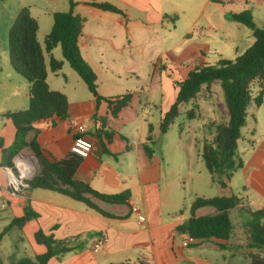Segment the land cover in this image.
<instances>
[{"label": "crops", "instance_id": "0c3cea01", "mask_svg": "<svg viewBox=\"0 0 264 264\" xmlns=\"http://www.w3.org/2000/svg\"><path fill=\"white\" fill-rule=\"evenodd\" d=\"M73 1L76 3L74 14L84 19L80 52L97 76V92L103 99L98 101L92 93H84L79 79L69 71V64L56 55L58 46L51 54L45 51L48 84L52 90L67 96L69 117L36 123L31 137L37 138L48 158L62 160L72 155L70 148L76 127L83 123L94 149L79 164L75 179L103 194L129 191L130 197L125 204H109L88 196L99 209L114 216L106 217L71 197L24 188L23 204L39 214L38 222L44 233L57 240L71 239L73 245H78L61 261L52 258L48 264H226L230 256L231 259L246 256L241 250H218L214 240L197 241L188 247L181 245L182 234L177 233L176 228L191 215L190 208L181 210L185 198L177 180L184 173L185 147L182 143L174 145L179 166L162 152L154 149L149 155L144 148L150 129L156 142L163 136L161 119L179 91L175 81L184 80L198 63L210 65L203 56L205 50L219 53L224 48L237 49L239 25L229 28L226 23L230 20L228 15L234 12L226 10V4L217 0ZM242 1L227 0L230 4ZM91 2L111 4L121 12L93 7ZM211 6L222 7L223 19L209 14ZM22 8H28L38 21L37 38L45 50L53 14L69 11L70 5L68 0H0V20L7 23V29L10 30ZM198 53L202 57L193 56ZM51 56L63 61L61 70H51ZM23 80L13 70L9 59L0 63V130L4 113L29 106L30 85ZM208 92L204 87L196 100L185 104L191 105L188 111L193 110L195 117L202 110L198 100H206L210 96ZM129 93L131 102L113 115L115 99ZM149 107L150 111L145 113ZM206 112L208 118L204 125L217 124L214 109L209 107ZM214 135L215 132L207 140ZM258 154L264 166V142L259 151L254 149L255 157ZM26 157V163L34 166V158ZM256 168L262 172L255 164H245L242 169L251 170L249 177L254 176V183L264 199V174L258 171L252 175ZM214 184L217 186L215 194L198 197L223 195L219 185ZM238 197L244 199L245 208L252 210L248 197ZM261 205L264 208V204ZM216 212L215 208L205 207L196 214L205 216ZM140 216L144 217L143 221ZM12 219L0 189V236ZM13 228L2 236L0 247ZM19 240L26 242L21 235ZM99 241L100 247L94 250ZM27 259L35 261L33 252ZM21 260L23 258L12 264Z\"/></svg>", "mask_w": 264, "mask_h": 264}, {"label": "trees", "instance_id": "16d2710c", "mask_svg": "<svg viewBox=\"0 0 264 264\" xmlns=\"http://www.w3.org/2000/svg\"><path fill=\"white\" fill-rule=\"evenodd\" d=\"M68 1L69 11L53 14L52 29L45 38V50L37 38L39 23L28 8L20 10L9 31L10 65L30 85L28 108L4 113V124L0 130V189L13 215L0 240L5 233L16 227L21 232L22 239L29 244L35 259L32 261L26 258L16 264H48L52 258L61 261L67 253L78 248L77 244H72L71 239L57 240L45 234L38 222L39 214L30 206H24L22 190L15 191L11 188L7 168L16 171L14 159L22 151L30 150L41 164V169L35 176L24 180L29 189H42L71 197L106 217L114 216L99 209L88 196L109 204H125L130 197L129 191L103 194L89 184L75 179L76 170L83 160L81 157L70 155L62 160H51L44 154L37 138L31 137L36 123L69 117L67 96L52 90L48 84L45 51L51 54L54 48L60 46L63 60L79 75L98 101L103 99L97 92V76L79 48L84 19L74 14L76 3ZM90 5L121 12L107 3L91 2ZM228 18L252 30L253 44L234 60L221 59L216 65L198 66L184 80L175 81L179 88L176 100L160 122V133L164 135L180 115L181 107L196 100L204 87L209 91L213 82L221 83L228 118L217 124L214 137L203 143L201 158L212 181L222 190L229 188L234 173L244 166L238 141L243 137L242 129L247 124L249 111L253 106L264 105V27L257 26L248 11L230 13ZM62 65L63 61L51 56L50 68L53 72L61 70ZM131 98L130 93L116 98L112 114L116 115L126 107ZM107 101L112 103L111 100ZM188 118H195L193 110L188 111ZM156 144L150 129L144 144L149 155L154 153ZM244 204V199L234 194L197 197L191 204L190 218L178 225L176 231L179 234H189L196 241L214 240L218 250H241L249 259V264H264V208L253 211L245 208ZM205 207L215 208L217 212L197 216V210ZM236 209L244 211L249 218L244 226L242 239L233 241L235 226L231 213Z\"/></svg>", "mask_w": 264, "mask_h": 264}, {"label": "rangeland", "instance_id": "374dc122", "mask_svg": "<svg viewBox=\"0 0 264 264\" xmlns=\"http://www.w3.org/2000/svg\"><path fill=\"white\" fill-rule=\"evenodd\" d=\"M217 2H224L226 4V10H231L234 13H240L243 11H248L252 14L255 24L259 27H264V0H247L242 1L237 4H230L227 0H217ZM218 9L214 11L212 9ZM195 12V9L192 10ZM209 14H215V16L222 17L223 10L222 7L218 8L216 6H211L208 10ZM229 12V11H225ZM229 20L226 22L228 27L239 25L237 41V49L224 48L219 53L214 51L203 52V56L207 59V63L210 65L218 64L219 59H230L234 60L241 54H243L254 42V37L252 30L243 24ZM7 23L1 19L0 20V63L9 59V29L6 28ZM227 26V25H226ZM224 26L223 28H225ZM235 34H237L236 28H233ZM58 57H62L61 47L58 46L55 51ZM194 57H202L200 53L193 54ZM64 61V60H63ZM166 62L165 57L163 58V63ZM66 65L67 62L64 61ZM204 63H198L201 66ZM69 71L74 73L76 79H79L84 93L89 95L91 92L88 90L86 84L80 80L79 75L68 65ZM23 78V77H22ZM24 79V78H23ZM63 79L61 78V81ZM27 81V80H23ZM26 83V82H24ZM256 90V88H254ZM70 92V91H69ZM210 96H207L206 100L199 99L198 102L202 107V110L196 115L194 119L188 118V110L191 107L185 105L181 108L180 115L175 120V122L170 126L168 132L161 136L157 141L155 149L160 153L167 155L171 160H175L177 166H179V156L174 155V145L182 143L185 147V157L182 159L185 161L184 173L177 178L180 184V190L185 198L184 205H182L181 210L189 209L192 202L201 194H215L216 184L212 181L210 173L207 171L205 163L201 158V149L205 140L211 137L216 131V125L224 122L228 118L227 107L225 102V97L221 83L215 81L211 84L209 92ZM71 94V93H69ZM72 96V95H71ZM212 107L215 111V116H217V124L205 126L204 123L208 118L206 110ZM205 109V110H204ZM23 110V109H22ZM26 110V109H24ZM242 138L238 141V150L240 157L242 158L244 165H257L262 169V172L255 169L252 173L260 172L264 174V166L258 154L256 157L254 155V149L258 151L263 146L264 142V105L261 107L253 106L249 111V116L247 118V124L242 129ZM196 142V144H194ZM173 148V150H172ZM24 157L16 158V171L15 176L22 177L24 180L30 179L34 173H38L40 170L38 164L35 162V167L30 163H26V155H31L30 150H24L21 152ZM169 154L171 156H169ZM187 158V159H186ZM14 161V163H15ZM19 164L24 165V172ZM30 165V166H29ZM32 168V169H31ZM29 169V170H28ZM202 172V173H201ZM251 170L239 169L236 171L231 179L229 188L223 190L224 194H232L237 196H244L249 198V207L254 211L261 208V204H264V199L262 198L261 190L254 183V176L249 177ZM264 181V178H263ZM7 213V211H6ZM1 215H5L2 214ZM232 220L235 226L233 241L237 238L241 239L244 233V226L248 220V215L242 210H233L231 213ZM1 233V232H0ZM20 232L17 228H13L6 236L3 238V244L0 247V257L1 264H12V262H17L20 259L29 258L32 256V251L27 242L20 241ZM246 261V262H245ZM227 263L230 264H249V260L246 256L242 258L231 259L227 258Z\"/></svg>", "mask_w": 264, "mask_h": 264}, {"label": "built area", "instance_id": "2783aa9c", "mask_svg": "<svg viewBox=\"0 0 264 264\" xmlns=\"http://www.w3.org/2000/svg\"><path fill=\"white\" fill-rule=\"evenodd\" d=\"M149 111L150 107L148 109H145V113ZM86 134V126L83 123L78 124L76 127V134L70 148V152L72 155L79 156L82 159L89 157L94 149V144L92 140ZM7 170L9 173L10 186L13 190L19 191L28 187V185L24 182V179L22 177L15 176V173L11 168H7ZM12 178H14V180ZM134 210L138 212V208H135ZM139 219L140 221H143L144 217L140 216ZM196 242L197 241L190 237L189 234H182L181 245L183 247H188ZM100 244L101 241L97 242V244L94 245V250H97L100 247Z\"/></svg>", "mask_w": 264, "mask_h": 264}, {"label": "water", "instance_id": "95a60500", "mask_svg": "<svg viewBox=\"0 0 264 264\" xmlns=\"http://www.w3.org/2000/svg\"><path fill=\"white\" fill-rule=\"evenodd\" d=\"M23 157H24V155H23L22 153H20L19 155H17L16 158H23ZM32 158H34V160H35L36 163L38 164L39 169H41V164H40L38 158H37L34 154H32ZM15 163H16V161H15ZM16 165H17V164H16ZM35 175H36V173H34V174L30 177V179H31L33 176H35Z\"/></svg>", "mask_w": 264, "mask_h": 264}, {"label": "bare ground", "instance_id": "6f19581e", "mask_svg": "<svg viewBox=\"0 0 264 264\" xmlns=\"http://www.w3.org/2000/svg\"><path fill=\"white\" fill-rule=\"evenodd\" d=\"M19 166H20V168H21L24 172L28 173V171H25V167H24V165L19 164ZM12 179L14 180V178H12Z\"/></svg>", "mask_w": 264, "mask_h": 264}]
</instances>
